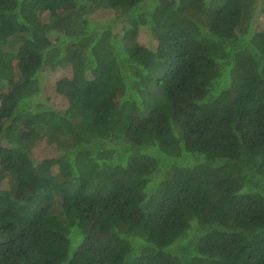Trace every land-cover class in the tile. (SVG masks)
Wrapping results in <instances>:
<instances>
[{
    "label": "trees",
    "instance_id": "1",
    "mask_svg": "<svg viewBox=\"0 0 264 264\" xmlns=\"http://www.w3.org/2000/svg\"><path fill=\"white\" fill-rule=\"evenodd\" d=\"M259 13L0 0V264H264Z\"/></svg>",
    "mask_w": 264,
    "mask_h": 264
},
{
    "label": "rangeland",
    "instance_id": "2",
    "mask_svg": "<svg viewBox=\"0 0 264 264\" xmlns=\"http://www.w3.org/2000/svg\"><path fill=\"white\" fill-rule=\"evenodd\" d=\"M112 14H113L112 12L109 13L108 11H98L96 13L95 17L100 18V19H106V18L110 17ZM262 27H264V15L259 13L258 15H256V28L259 29ZM138 42H140L142 44L149 45V46H154V44H155V40L153 38H150L148 33L145 31H141L140 34L138 35ZM64 73H66V71L64 72L63 70L58 69L54 73H51V78L53 79L54 77L60 76ZM44 92L50 95V97H51L50 102L53 106L58 107V108H63L64 106H66V104L63 101L64 99H62L60 96H56V95L54 96L52 94L51 88L45 89ZM57 152H58V149L54 145H47V144H45L44 141L39 142L37 145L33 146V148H32L33 157L36 159H40V160L44 157L56 156ZM6 180L7 179L0 182V189L5 188L7 186ZM82 229H84V232H86V233L89 232L92 234H94V231H95L90 226H86V224H83ZM105 238H106L105 236H100V237H98V241L102 242ZM74 247L75 246L73 244H71L70 254L74 251V249H75ZM84 248H85V243L82 242L80 247H79V250H82Z\"/></svg>",
    "mask_w": 264,
    "mask_h": 264
}]
</instances>
